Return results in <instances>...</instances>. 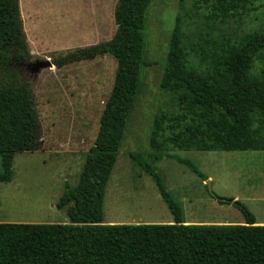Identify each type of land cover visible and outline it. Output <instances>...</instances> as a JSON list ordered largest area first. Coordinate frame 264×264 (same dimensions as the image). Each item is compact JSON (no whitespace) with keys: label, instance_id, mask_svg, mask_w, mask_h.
<instances>
[{"label":"trees","instance_id":"obj_1","mask_svg":"<svg viewBox=\"0 0 264 264\" xmlns=\"http://www.w3.org/2000/svg\"><path fill=\"white\" fill-rule=\"evenodd\" d=\"M154 0H118L117 30L103 43L57 58L58 67L112 55L118 63L112 93L78 183L64 185L57 203L69 223H0V264H264V225L241 201L217 197L239 209L245 224H187L184 209L164 184L157 164L168 147L179 151H264V30L207 34L193 45L190 64L177 19L161 79L182 113L161 109L150 150L130 152L150 175L174 217L170 224H105V197L142 80L147 13ZM225 20L264 0H211ZM30 50L19 0H0V183L14 178L17 154L37 151L42 132L31 83L22 75ZM261 60L258 68L256 61ZM171 104V105H172ZM206 181L194 161L177 158Z\"/></svg>","mask_w":264,"mask_h":264},{"label":"rangeland","instance_id":"obj_2","mask_svg":"<svg viewBox=\"0 0 264 264\" xmlns=\"http://www.w3.org/2000/svg\"><path fill=\"white\" fill-rule=\"evenodd\" d=\"M118 0H19L30 59L22 75L31 83L42 146L17 154L14 178L0 183V223H69L57 203L64 185L78 183L112 93L117 60L112 55L58 67L57 58L111 40L117 30ZM189 62L200 66L193 45L207 34L242 35L264 30V2L225 20L213 15L211 0H154L147 13L141 86L105 197V224H170L174 217L150 175L130 152L150 150V134L161 109L182 113L161 88L171 37L178 18ZM42 66L39 72L36 69ZM256 66H262L257 60ZM172 104V105H171ZM157 164L164 184L181 202L187 224H245L242 212L217 197L244 203L264 221V151H179ZM177 158L194 161L210 181Z\"/></svg>","mask_w":264,"mask_h":264},{"label":"water","instance_id":"obj_3","mask_svg":"<svg viewBox=\"0 0 264 264\" xmlns=\"http://www.w3.org/2000/svg\"><path fill=\"white\" fill-rule=\"evenodd\" d=\"M41 68H43V67H42V66H39V67L36 69V72H39ZM207 184H208V187H209L210 192L213 194V190H212V188H211V184H210V181H209V180H207Z\"/></svg>","mask_w":264,"mask_h":264},{"label":"crops","instance_id":"obj_4","mask_svg":"<svg viewBox=\"0 0 264 264\" xmlns=\"http://www.w3.org/2000/svg\"><path fill=\"white\" fill-rule=\"evenodd\" d=\"M256 224H257V225H264V221H259V222L256 221Z\"/></svg>","mask_w":264,"mask_h":264}]
</instances>
